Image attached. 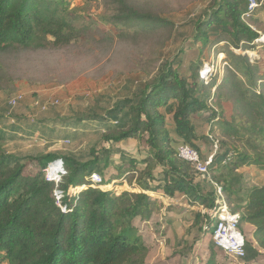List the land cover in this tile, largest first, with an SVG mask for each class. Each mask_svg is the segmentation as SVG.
Returning a JSON list of instances; mask_svg holds the SVG:
<instances>
[{"label":"trees","instance_id":"1","mask_svg":"<svg viewBox=\"0 0 264 264\" xmlns=\"http://www.w3.org/2000/svg\"><path fill=\"white\" fill-rule=\"evenodd\" d=\"M207 2L208 8L178 27L152 9L144 12L128 0H115L114 14L108 20L112 25L146 30L166 27L169 40L178 47L157 74L139 85L129 98L110 103L103 96L100 101L80 103L70 108L66 118L55 106L42 104L40 117L32 123L11 119L22 97L7 102L6 112L0 113V125L14 122L0 128V264H146L148 248L134 220L148 222L152 215L170 210L147 192L173 199L182 197L190 205L212 208L214 186L180 160L177 149L187 145L199 153L202 143L212 144L213 139L218 141V152L209 170L212 174L224 167L229 175L211 177L222 187L228 204L233 205L232 211L240 215L238 230L245 240L244 258L226 256L240 260L238 264H254L264 258V186L249 188L243 198L235 196L243 180L239 168L255 166L264 171V149L260 144L264 142V78L259 62L232 54L236 66L230 68L235 80L230 97L239 114L230 122L221 119L220 140H210L204 133L205 123L217 118V113L208 106L211 84L200 79L199 64L191 60L186 74L178 72L188 36L193 43H200L201 49L226 42L236 50L252 51L256 45L250 44L259 34L241 19L248 0ZM70 16L67 6L58 0H0V50L11 46L27 48L37 41L67 46L78 38ZM101 100L108 106H102ZM206 110L211 114L201 118ZM56 127L62 133L57 137L67 142L101 134L92 145L73 152L33 155V150L15 152L5 148V144L17 140L23 128L27 136L38 132L42 139L49 140L56 135ZM131 141L137 142L135 153L140 156L127 149ZM55 159L64 161L60 188L65 193L66 213L55 205L53 187L44 180V168ZM33 162L41 167L35 176L26 173ZM92 174L100 176L103 186L121 179L129 189L139 191L92 188ZM83 186L85 190H78ZM189 215L196 241L204 232L212 231L199 212L191 211ZM206 246L211 250L213 244L208 242ZM191 250L186 247L182 253ZM219 256L220 251L215 249L204 264H230L218 260Z\"/></svg>","mask_w":264,"mask_h":264},{"label":"rangeland","instance_id":"2","mask_svg":"<svg viewBox=\"0 0 264 264\" xmlns=\"http://www.w3.org/2000/svg\"><path fill=\"white\" fill-rule=\"evenodd\" d=\"M58 1H62L71 13V25L78 33L76 41L62 47L53 46L51 42L37 41L27 48L11 46L0 50V113L5 111L11 98L23 99V102L13 109L11 119L19 118L20 121L27 120L32 123L40 117L39 106L43 105L55 106L60 115L66 118L70 116V108L80 103L100 101L103 96L109 98L110 103L118 98H129L139 85L149 82L157 74L164 61L172 58L177 52L178 47L169 40L166 27L146 30L112 25L108 20L114 14L112 8L115 0ZM258 1V8L245 21L264 41V0ZM128 3L144 12L152 9L178 27L196 18L209 6L207 0H128ZM52 7H56L54 1ZM187 39L181 66L178 67L181 75L188 72L191 60L199 64V70L203 64L208 63L219 67L216 76L213 77L214 83L208 81V84H211L208 106L217 113V118L205 123L207 130L205 129L204 133L209 134L210 140L215 137L220 140L221 119L230 122L233 116L239 114V111L233 109V100L230 97L233 94L231 87L235 81L231 77L230 68L236 66L232 54L246 56L251 62L255 60L259 62L260 72L264 78V44L258 43L252 51L245 48L234 52L235 49L226 42L209 44L201 49V44L193 43L191 36ZM250 45L252 46V43ZM238 78L244 83L248 82L240 75ZM101 103L102 106H108L102 100ZM210 114L211 112L206 110L201 118L207 119ZM10 121L8 124L14 122ZM6 125L1 124L0 128L4 129ZM87 129L86 131L90 130ZM26 132V128H23L20 133L22 137L19 136L21 139L18 137L8 146L5 144L6 150L15 152L33 150V155L64 150L73 152L77 148L84 150L88 145H92L100 138L98 134H101L100 131L87 138L67 142V139L57 137L62 135L58 127L56 135L49 140L42 139L38 132L32 136H27ZM260 144L264 149V142ZM202 146L201 152L205 160L214 151L213 143L208 141ZM137 147V142L131 141L127 149L135 153ZM135 155L140 156L137 152ZM224 170L229 173V170L220 167V171ZM238 170L243 174V180L236 197L243 198L249 188L264 186L263 170L255 166H245ZM28 172L35 176L41 172V167L37 162H33L28 167L26 173ZM110 174L111 171L107 176ZM125 185L121 179H116L114 183L104 185L102 190L122 192L129 189ZM122 186L124 187L121 188ZM48 197L51 198V195ZM229 206L233 208V205ZM162 214L160 211L152 215L148 222L140 218L134 220V226L148 248L146 264H204L207 255L215 249L220 251L218 260L222 259L224 263L230 264L240 263V260L226 256L214 245L211 233L204 232L198 241L194 239L196 232L194 229L190 230L193 218L189 211L182 212L174 219L170 218L168 224H164ZM246 230L244 229L245 233ZM208 242L213 244L211 250L206 246ZM186 247L192 249L190 253H182ZM254 264H264V258Z\"/></svg>","mask_w":264,"mask_h":264},{"label":"built area","instance_id":"3","mask_svg":"<svg viewBox=\"0 0 264 264\" xmlns=\"http://www.w3.org/2000/svg\"><path fill=\"white\" fill-rule=\"evenodd\" d=\"M258 6V0H248L247 10L242 15L241 19L246 23L245 19L251 17ZM261 39L262 38L259 36V38L252 42V45H258V43L264 44V41ZM233 51L238 52L239 50L235 49ZM216 70H219L218 65H213L212 63L203 64L202 69L199 70V77L205 84H208V81L212 80V78L216 76ZM15 101L16 100L13 99L11 104L14 105ZM213 149V153L210 154L205 160H202L200 158V154L196 150H193L187 145H180L177 149V157L180 160L190 164L196 173L207 177L208 181L214 186L215 199L213 207L208 209L197 207L198 212L203 217L204 224L210 223L212 228L210 235L214 245L225 255L242 259L245 257V240L238 230L240 215L232 211L226 200V196L222 190V187L213 182L211 177L212 174L209 170L214 156L218 152V141L216 139H213ZM63 173V160L55 159L48 163L43 174L44 180L53 187V198L55 205L60 208L62 213H66L68 210L66 205L63 203L65 193L60 188ZM90 180L93 183V186H91L92 188L102 190L103 185H101L102 181L100 176L97 174H92L90 176ZM82 189H85V186L79 188L78 190L81 191Z\"/></svg>","mask_w":264,"mask_h":264},{"label":"crops","instance_id":"4","mask_svg":"<svg viewBox=\"0 0 264 264\" xmlns=\"http://www.w3.org/2000/svg\"><path fill=\"white\" fill-rule=\"evenodd\" d=\"M201 154V158L204 159V157L202 156V152H199ZM208 157V156H207ZM206 157V158H207ZM239 172V170H238ZM219 173H222L224 175V177L228 176V172H226V170L224 171H220L219 168L213 170V176H216L218 175ZM240 173V172H239ZM116 180H114L112 183H114ZM124 182V181H123ZM134 185L136 186V183L134 182ZM127 188L128 186L125 185ZM124 186H122L121 188H123ZM240 187V186H239ZM138 188V187H137ZM127 190H131V191H139L138 189H127ZM124 191V190H123ZM230 192H234V191H230ZM147 194L151 197H155L159 200L162 201V203L164 204V206L167 208L169 207L170 210L169 212L168 211H165V210H162V220L164 222V224H168V222L170 221V218L171 219H174L175 216H179V214H181L182 212H191V211H197V206H193V205H190L188 203H186L185 201H182V197H179V198H169V197H166V196H158V195H155L151 192H147ZM225 194V193H224ZM226 196V195H225ZM191 206V207H190ZM190 209V210H189Z\"/></svg>","mask_w":264,"mask_h":264}]
</instances>
